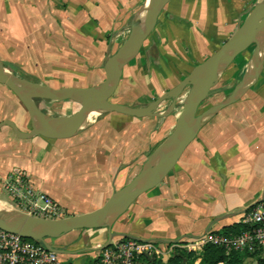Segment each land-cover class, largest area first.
<instances>
[{
  "label": "crops",
  "instance_id": "0c3cea01",
  "mask_svg": "<svg viewBox=\"0 0 264 264\" xmlns=\"http://www.w3.org/2000/svg\"><path fill=\"white\" fill-rule=\"evenodd\" d=\"M146 1L0 0V59L13 72L21 70L20 65L38 62L57 65L54 70L69 74L70 79L83 74L84 65H101L103 81L107 54L114 53L117 40L129 33L134 14ZM251 1L172 0L146 39L149 45L143 46L148 65H127L120 84L127 68L132 72L144 67L160 96L234 33ZM49 77L54 81L39 83L83 87L77 80L63 84ZM131 83L137 85V80L131 78ZM175 116L173 112L167 117L139 118L109 112L95 117L81 133L57 139L42 135L23 139L3 126L0 201L12 205L5 181L22 171L37 189L71 210L68 215L92 211L141 170L172 131ZM4 120L14 121L22 131L31 129L26 107L0 83V122ZM263 192L264 67L246 94L202 127L169 175L141 195L114 230L167 240L159 243L168 251L175 243L186 245L236 223ZM107 238L108 232L99 236L94 247ZM64 245L70 251L82 249ZM169 258L164 256L162 264H168Z\"/></svg>",
  "mask_w": 264,
  "mask_h": 264
},
{
  "label": "water",
  "instance_id": "95a60500",
  "mask_svg": "<svg viewBox=\"0 0 264 264\" xmlns=\"http://www.w3.org/2000/svg\"><path fill=\"white\" fill-rule=\"evenodd\" d=\"M171 1L147 0L142 5L129 24L128 37L114 53L110 50L107 54L104 64L106 77L96 85L53 87L30 82L13 72L0 59V83L8 86L26 107L31 119V129L22 131L12 120L1 121L0 128L10 126L16 135L23 139L35 135L55 139L73 137L88 128L98 112H118L139 118L167 117L176 110L180 97L188 89L184 109L173 130L150 153L133 179L116 189L102 206L63 218H43L18 209L8 210L0 214V230L42 243L48 249L63 255L77 254L83 249L70 251L67 248H58L48 240L60 238L79 229L107 228L106 242L90 248L92 251L104 249L117 236L154 240L141 239L125 231H116L114 225L141 195L160 184L169 175L204 125L222 109L237 102L246 94L264 67V0H261L254 4L234 33L214 53L195 65L178 84L145 106L113 101L112 97L120 85L124 68L140 54L146 39L156 27L161 12ZM252 43H259L261 47L253 53L233 91L226 98L199 112L200 106L209 97L226 70ZM38 99L74 100L80 103L81 107L72 114L51 115L38 106ZM168 100H170L168 107L160 111L161 104ZM154 241L168 242L164 239ZM252 264H258V261Z\"/></svg>",
  "mask_w": 264,
  "mask_h": 264
},
{
  "label": "built area",
  "instance_id": "2783aa9c",
  "mask_svg": "<svg viewBox=\"0 0 264 264\" xmlns=\"http://www.w3.org/2000/svg\"><path fill=\"white\" fill-rule=\"evenodd\" d=\"M4 186L13 208L37 217H62L63 212L58 203L50 195L37 189L26 173L13 172ZM237 223L242 226L239 232L209 231L186 245L175 243L168 251L158 246L159 242L154 240L117 236L107 247L97 252V264H140L145 258L152 260L171 256L177 250L176 247L200 252L207 243L223 247L227 253L245 251L264 256V196L243 213ZM62 255L42 243L0 230V264H63Z\"/></svg>",
  "mask_w": 264,
  "mask_h": 264
},
{
  "label": "rangeland",
  "instance_id": "374dc122",
  "mask_svg": "<svg viewBox=\"0 0 264 264\" xmlns=\"http://www.w3.org/2000/svg\"><path fill=\"white\" fill-rule=\"evenodd\" d=\"M258 1L261 0H252L250 2L249 6H247L245 15H242L243 17H241L242 22L245 20L250 10L253 8L254 4ZM128 34L129 33L125 34V36L117 40V43L115 45L116 47L114 48L113 51H116L120 47V45L128 37ZM148 43L149 42L144 44L148 46L149 45ZM259 47H261L259 43H252L246 48L244 52H242L236 58V60L223 74L219 83L212 89L209 97L205 100L202 107L199 109V112L204 111L205 109L215 104L216 102L226 98L233 91L235 85L241 80L252 58L253 53ZM144 60H145L144 54L138 55L133 61H131V63H129V65H143L142 63L144 62ZM90 62L91 60L89 61V63ZM150 64H152V58L149 59V65ZM20 66H21L20 67L21 70L18 71L14 69L13 70L18 74H20L21 76H23V78L27 79L28 81L35 83H39L40 81H54L53 79H49L50 78L49 76L51 75L56 77V80L63 84L77 80L76 82L78 83V86H83V87L93 86L102 82L100 72L98 71V68L101 65H95V64L84 65L87 70L83 71V74H79L78 77L75 79L74 78L70 79L71 76L69 74L61 75L59 73V70H54V68H57V65H43V64L41 65L40 62H38L37 64L34 65L28 64V65H20ZM131 78L137 80V85H133L131 83ZM177 80L179 79L177 78ZM56 87H67V86L56 85ZM167 87H161L162 88L161 90L163 89L165 90V88ZM158 90H160V88H157V86L151 82V79L146 71V68L141 67L139 70H134L132 72H130V70L127 68L126 75L123 77L122 83L119 85V88L113 95L112 100L124 104H127L126 102H133L134 104H136L133 106H145L151 101H153L157 96H159ZM187 92L188 89L184 92V94L180 97L178 101L177 108L174 111V114L176 115L174 118L175 121L173 123V127L170 128L171 130H173L179 115L182 113L184 109V99L187 95ZM37 104L45 112L51 115L72 114L81 107V104L74 100L38 99ZM138 104H145V105H138ZM169 104H170V100L163 102L160 106V111H163V109H165ZM103 115H106V113L96 114L95 117H101ZM131 117H135V116H131ZM7 207L8 209H5L4 211H1L2 209H0V213L1 212L4 213L9 209H11V211L15 210V208H13L12 205L11 206L7 205ZM61 209H63L62 210L63 213L61 212L62 217L60 218L72 216V215H68L69 212H71V210L66 211L64 207H62ZM115 227H118L117 222L114 225V228ZM106 233H107V228L79 229L62 236L61 238L54 239L56 242L62 244L63 242L67 241V243L64 244H68L69 249H72L73 247H79V248L82 247V249L84 248L86 249L77 254L62 255L61 259L63 261V264H93V258H94L93 255L99 251H92V249L90 248L96 246L98 237L104 236L106 235ZM48 241L50 242L51 239H49ZM157 245L160 247L164 246L161 243H157ZM176 249L179 250L181 248L176 247ZM162 258L160 257L156 258V261L153 264H162L161 262L163 260ZM253 262L254 261H252V263ZM140 264H151V263L149 259L145 258L141 260Z\"/></svg>",
  "mask_w": 264,
  "mask_h": 264
},
{
  "label": "trees",
  "instance_id": "16d2710c",
  "mask_svg": "<svg viewBox=\"0 0 264 264\" xmlns=\"http://www.w3.org/2000/svg\"><path fill=\"white\" fill-rule=\"evenodd\" d=\"M241 229V224L236 222L225 226L218 231L225 233L239 232ZM250 257L254 259H250ZM199 258H201L199 264H250L255 259L258 261V264H264V256H256L245 251H231L230 253H227L223 247L216 246L211 243L205 244L202 251L200 252L188 249L176 250L168 259V264H196V261ZM155 261L156 259H152L150 260V263L153 264ZM161 262L165 263L164 260ZM97 263L98 259L93 258V264Z\"/></svg>",
  "mask_w": 264,
  "mask_h": 264
},
{
  "label": "flooded vegetation",
  "instance_id": "af4514ba",
  "mask_svg": "<svg viewBox=\"0 0 264 264\" xmlns=\"http://www.w3.org/2000/svg\"><path fill=\"white\" fill-rule=\"evenodd\" d=\"M142 54L145 55V60H144V62H143L142 64H143V65H148V63H147V61H146L147 54L145 53L144 48L141 49L139 55H142ZM152 57H153V56H152ZM128 65H129V64H128ZM155 99H156V98H155ZM50 243H51L52 245H54L55 247H58V248H66V246H65L64 244H62V243H58V242H56L54 239H51Z\"/></svg>",
  "mask_w": 264,
  "mask_h": 264
},
{
  "label": "bare ground",
  "instance_id": "6f19581e",
  "mask_svg": "<svg viewBox=\"0 0 264 264\" xmlns=\"http://www.w3.org/2000/svg\"><path fill=\"white\" fill-rule=\"evenodd\" d=\"M27 88H30V86L26 85ZM205 102V101H204ZM203 102V103H204ZM202 103V105H203ZM45 105V104H44ZM202 105L200 106V108L202 107ZM179 108V107H178ZM101 112H98L97 114H100ZM0 209H2L1 211H4L5 209H8V207L4 204V202L0 201ZM11 210V209H9ZM3 212H1L0 214H2Z\"/></svg>",
  "mask_w": 264,
  "mask_h": 264
}]
</instances>
